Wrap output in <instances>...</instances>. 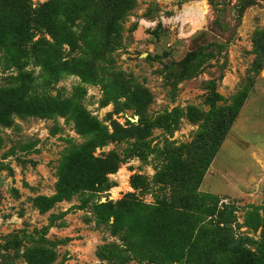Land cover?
I'll return each mask as SVG.
<instances>
[{"label":"rangeland","instance_id":"rangeland-1","mask_svg":"<svg viewBox=\"0 0 264 264\" xmlns=\"http://www.w3.org/2000/svg\"><path fill=\"white\" fill-rule=\"evenodd\" d=\"M0 264H264V0H0Z\"/></svg>","mask_w":264,"mask_h":264},{"label":"trees","instance_id":"trees-1","mask_svg":"<svg viewBox=\"0 0 264 264\" xmlns=\"http://www.w3.org/2000/svg\"><path fill=\"white\" fill-rule=\"evenodd\" d=\"M32 35L33 34H29L23 41H22V45H21V54L18 57V59L16 60V66L18 67V69L20 70L21 73V77L26 78L25 79V83H24V88L27 91L30 92H35V81L31 78V74L30 73H26V67L30 66L32 64H34L33 62V48H32ZM27 80V81H26ZM44 97L50 98V96L48 95L47 92L44 93ZM55 100L57 102H59L57 100V98H55Z\"/></svg>","mask_w":264,"mask_h":264}]
</instances>
